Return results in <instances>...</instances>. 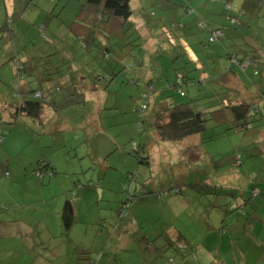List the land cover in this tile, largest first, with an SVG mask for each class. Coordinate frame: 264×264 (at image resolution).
I'll return each mask as SVG.
<instances>
[{"label": "rangeland", "instance_id": "374dc122", "mask_svg": "<svg viewBox=\"0 0 264 264\" xmlns=\"http://www.w3.org/2000/svg\"><path fill=\"white\" fill-rule=\"evenodd\" d=\"M60 1L0 0V27L6 18L25 25L17 29L14 40L19 48L27 46L25 53L41 47L46 53L58 52L56 59L59 56L65 70V61L73 59L72 75L67 70L68 78L49 82L60 90L56 93L57 110L50 112L43 125L30 118L3 125L2 143L8 130L14 131L7 149L0 144V199L4 198L9 208L4 215L17 206L23 218L16 215V222L4 232L0 229V264H264L263 239L241 241L242 235L248 239L250 231L241 227L239 238L231 227L234 219L242 220L238 217L241 212L234 211V196L245 192L253 201L264 202L263 193L254 196L251 191L264 188L260 182L264 179L258 177L248 188L249 176L264 170V154L256 153V163L249 160L253 149L264 147L258 132L264 128L258 130L255 125L247 134L236 132L210 141L194 137L168 145L166 152L159 141L151 143V123L146 119L156 116L154 109L140 115L142 132L137 133L136 124V107L148 90V80H152L156 92L152 87L151 91L158 98V90L168 81L169 104L193 99L197 104L204 102L199 101L196 89L201 83L185 85L184 98L173 89L176 72L185 74L183 67L194 69L185 56L176 55L192 54L197 66L211 71L229 69L227 52L234 49L228 45L230 39L223 36L222 44L208 45V30H202L208 29L201 14L206 3L222 4L225 35L233 26L224 15L237 17L245 11L242 18L251 28L244 31L242 50L255 52L259 48L260 58L257 56L264 61V46H255L257 37L264 42V0H130L132 26L126 39L120 36L126 30L119 29L107 47L96 45L85 39L87 26H79L78 37L88 42L87 49L69 32L79 11L78 5H70L76 0ZM77 3L81 6L83 2ZM248 11L253 15L245 17ZM142 27L144 30H139ZM39 28L44 29L46 40ZM242 32L236 36L242 38ZM199 34H203L202 43L195 45ZM6 40L0 41V55L10 50ZM185 44L188 46L183 47ZM212 57H218L217 64L206 63ZM247 66L245 75L252 78L258 74L253 63ZM200 73L194 70L189 77L198 81ZM245 75L240 72L242 78ZM73 78L83 79L77 90L69 87ZM221 79L228 82L226 76ZM208 86L213 87L210 82ZM206 116L207 137L221 135L230 126H216L210 114ZM139 141L146 147L139 152V159L150 153V166L143 165L133 150V142ZM235 151L245 161L242 169L231 165ZM44 162L54 168L55 175H49L51 168H44ZM249 163L255 168L248 167ZM37 170H44L45 178H36ZM246 171L249 174L245 176ZM181 180L186 185H181ZM78 185L81 188L74 194ZM175 186L181 189L180 194L157 197L162 187ZM126 205L129 216L121 218L119 211ZM57 213L62 216L53 221Z\"/></svg>", "mask_w": 264, "mask_h": 264}, {"label": "trees", "instance_id": "16d2710c", "mask_svg": "<svg viewBox=\"0 0 264 264\" xmlns=\"http://www.w3.org/2000/svg\"><path fill=\"white\" fill-rule=\"evenodd\" d=\"M54 2L55 0H50ZM63 1V0H61ZM60 1V2H61ZM76 0V4H70L74 8L76 5L80 8L79 12L72 21V26L69 28V32L73 37H76L77 40H81L78 36L81 35L78 33L79 26L88 28L87 33L85 34V39L89 42H93L96 45L106 46L112 38H114L119 31H122L125 26L131 21L133 11L131 7L130 0ZM220 1V0H219ZM65 9V8H64ZM63 10V9H62ZM226 16V21L235 28L234 30L240 29L241 22L238 21L235 16L228 17ZM13 20L8 18L5 19L3 25L0 27V41H5L6 37L9 40H6L10 45V50H7L4 54L10 53L7 55L6 63H12L13 65V77L9 80L8 83H3L4 87L10 89L11 97L6 100L4 105L0 106L2 114L0 115V144H2V135L6 132L4 131L3 125H16L21 122L22 118H30L32 120L38 121L40 124H44L45 120L50 115V112L57 110L56 102L57 95L56 93L60 90L59 87L49 85V82L57 81L68 78L67 72H71V66L73 59L68 58L64 65H66L67 70L63 69L62 63L59 61V56L56 59V56L59 53H49L37 56L36 54L40 52L41 49H32V51L27 52L26 45H20V48L14 42L17 35V29L12 27ZM131 23V22H130ZM82 24V25H81ZM234 24V25H233ZM77 25L76 27H73ZM116 28V30H114ZM202 30H208L205 27ZM39 34H42V39L46 40L47 36L45 35L44 29L39 28ZM208 33V45H213L220 43L221 39L224 36L222 28L210 29L206 31ZM82 33V31H81ZM220 33V36L216 39L213 38L214 34ZM242 37L243 34H240ZM102 39H105L102 40ZM83 47H86L88 42L81 40ZM105 42V43H104ZM30 44V41L27 42ZM107 47V46H106ZM24 50V51H22ZM11 51V52H10ZM3 54V55H4ZM107 54V53H106ZM2 55V57H3ZM107 57V56H106ZM3 62V63H5ZM256 64L253 62V59L246 58L243 60H238L236 58H231V65L237 66L241 71L245 70L247 64ZM4 65V64H3ZM185 70L186 68L183 67ZM191 72V71H190ZM189 71L184 72L178 71L175 73V81L173 82V89L178 92L179 97L184 98L186 93L183 90V87L188 83H197V80L189 77ZM255 73H258V70H255ZM72 75V72H71ZM83 79H72V85L70 89L77 90L80 88L78 83H82ZM203 82V81H202ZM148 90L143 92L140 102L136 107V116L138 125V132H142V121H139L141 118L140 115L146 111H151L154 109L157 114L154 117L146 119L147 122L151 123V130L153 136L151 137V143L154 141H159L160 146L167 152L168 145L176 143H182L183 141H188V137L196 136L200 141L207 139L208 141L217 139L220 137H228L231 133L243 132L249 133L255 129V125L259 129H263L264 125V110H260L258 106H253L252 104L240 103L233 106L225 105L224 100L218 101V106L213 111H205L202 105H197V100L190 101H174L169 104L172 96H168L167 90L169 88L168 81L165 84V87L159 92V98L155 97L154 93L151 91V87L156 92L152 80H148L146 85ZM199 92V91H198ZM201 91L199 92L200 96ZM72 95V94H70ZM161 104V105H160ZM167 104V105H166ZM165 107V108H164ZM160 110V111H159ZM206 114H211L214 118L217 117L221 120H228L229 128L224 129V131L217 136L211 138L206 136ZM216 119V118H215ZM22 125V124H21ZM16 126H12V129ZM215 128V127H213ZM12 132L14 130H11ZM8 130V133L11 132ZM7 136V135H6ZM203 137V138H202ZM190 146V145H189ZM191 148L194 147L190 146ZM175 149V147L173 146ZM189 149V148H188ZM133 150L138 158L139 152L146 150L144 144L133 142ZM232 158H234L233 167L239 168L241 165L240 157L241 155L236 151L232 153ZM150 153H147L146 156L141 159L143 165L150 166L149 162ZM147 161V162H146ZM43 161L38 162V166ZM153 165V164H152ZM51 168L52 171L49 175L54 174V168L50 165H46L44 162V168ZM44 170L36 171V178L43 179L45 177ZM184 182V183H183ZM181 185H186L184 180L180 181ZM81 186L78 185L77 188L73 189V193L80 189ZM158 193L157 197H168L171 194H180L181 189L177 186L171 187L169 189H164ZM254 195L258 194V189H253ZM77 196V195H76ZM234 195H232L233 198ZM143 197H140L142 199ZM237 196H234V200H237ZM131 200L130 196L128 197ZM233 204L235 202H232ZM3 205L2 209H7ZM129 206L126 205L119 211L121 218H128L129 214L127 212ZM235 208V207H234ZM17 209V206H15ZM234 211H241V208L236 206ZM87 235V232L83 233ZM143 238V237H142ZM243 239V238H242ZM144 240L147 238L144 237ZM98 257V256H97ZM92 262V261H91ZM93 264V263H92Z\"/></svg>", "mask_w": 264, "mask_h": 264}, {"label": "crops", "instance_id": "0c3cea01", "mask_svg": "<svg viewBox=\"0 0 264 264\" xmlns=\"http://www.w3.org/2000/svg\"><path fill=\"white\" fill-rule=\"evenodd\" d=\"M214 1H219V0H214ZM221 5L222 4L220 2L206 3L205 5L202 6V13L201 14H203L205 20H207L206 25L208 26V30L216 29V28H222L226 33L227 28H225L224 23L222 24L221 8H220ZM29 7L30 6L28 5V8ZM79 10H80V8H79ZM192 12L193 11L191 10L190 14H192ZM244 12L237 15V17L235 16V18H237L238 21L241 22L242 26L240 27V29L234 30L235 28L231 27V29H228V32H227L228 35L224 34L223 39H225V36L227 39H230L229 41H231L233 39V41H231V42L228 41V45L230 47L232 46L234 48L233 50H231L228 47L229 52H227L228 56L226 57V59L228 61H230L231 58H236L238 60H239V58H241V59L242 58L253 59V62H256V64H254L255 70L259 69L258 74L256 76H253L254 78L253 77L251 78V77L245 75L244 72L246 70L241 71L240 69L237 68V66L230 65L229 69H227L226 71H224V73H222L221 72L222 69H220V68L219 69L215 68L214 70L211 71L206 66H203V65L197 66V64H195V62H197V59L195 56H192V54H190L188 56L186 54L176 55V58H178L180 56H182V57L185 56L188 59V62L190 64H193L194 69L191 70L192 66H189V67L187 66L188 68L185 67L186 68L185 72L186 71L193 72L194 70H197V69L201 71V73L199 74L200 78H198V82H200L201 85H199L196 89H197V92L201 91L200 96L198 95V98H199V101H201V99H203L204 102L199 103V105H202L203 108L205 109V111L215 110V108H217V106H218V101H220V100H224L225 105H229V106H233V105L240 104V103H247V104H252L253 106H258L260 110H264V61H261L259 59L260 53L257 52V50H259V48H257V49L255 48V50H254L255 52H249L247 50H242V46L244 45V43H246L245 42L246 37L238 38L236 36V34L239 33V31L242 30L243 32L240 34H244L245 30H248L251 28V25H249V23L246 22L248 20H246V19L244 20L242 18V15ZM235 13L238 14V11H236ZM252 15H253V13L251 11H248V13H246L245 17H249ZM228 25H230V24H228ZM23 26H25V25L22 22H20V24H18V22L17 23L13 22V25H12V27L14 29L23 28ZM131 26L132 25L130 23H128L125 26V28L123 29V31L126 30V32H124V34L123 33L120 34V36L123 35V37H122L123 39L124 38L126 39V34L130 30ZM26 27H28V26L26 25ZM148 28H149V26L146 27V29H148ZM183 29H185V27ZM135 30L137 31V29H135ZM139 30H144V27L139 28ZM262 31H263L262 34H264V28L262 29ZM204 33H206V32H204ZM148 37H149V35H148ZM196 37L198 38L197 39L198 42L194 40V42H195L194 44L198 45V44L202 43L203 34H199ZM257 40L258 41L256 42V45L255 44H253V45H255L257 47L264 46V42H262V43L260 42V40L263 41L262 37H257ZM216 44H218V43H216ZM216 44H213V45H216ZM219 44H222V41ZM259 44H262V45H259ZM202 45H203V47L205 46V44H202ZM185 46H188V45L187 44L183 45V47H185ZM175 48H178V47H175ZM51 49L53 50L54 48L52 47ZM49 53H53V52L47 51V54H49ZM257 53H258L259 58L257 56ZM8 54L10 55V53H8ZM44 54H46V52L41 47L40 52L37 53L36 55L40 56V55H44ZM7 55L4 54L3 57H2V55H0V106L4 105L6 100L11 97L10 89L8 87H4L2 85L3 83H8L9 80H11V78L13 77V65H12V63H6L5 62V60L7 59L6 58ZM3 62H5V63H3ZM206 63L217 64L218 63V57L209 58L206 60ZM260 66H262V68H260ZM225 68H227V67H225ZM210 72H213V73L211 74ZM240 72L245 75V78H242L240 76ZM223 76H226L228 78V82H222L223 80L221 78ZM201 78L203 80L200 81ZM208 82H210L213 85V87L210 88L208 86ZM86 84L87 83H83V85H85V86H86ZM215 87H216V91H215ZM209 88L212 90H210ZM187 94H188V90H187ZM5 105H4V107H5ZM209 117L212 119L213 123L216 126H224V125H227L229 122V119L228 120H226V119L221 120V119H218L217 117H215L216 118L215 119L211 114ZM205 119L207 120L208 117L205 116ZM263 128H264V125H263ZM258 132L262 136V139L264 142V131L260 130ZM9 136H11V132L8 134V137L5 140V142H4L5 144L2 143V148L3 147L6 149L8 148V143L11 142V140H12V138H10ZM194 137H196V136H191V137H188L187 139L189 140V139L194 138ZM254 144H256V143H254ZM249 146L250 145H248L247 147H249ZM29 147H31V146H29ZM29 147H26L25 149H27ZM25 149L22 151L23 154H25V151H26ZM257 152L260 154H264V147L259 148V149L255 148V149H253V151L250 152V154H251V156L249 157L250 162H252V161H254L255 163L257 162L254 160V157H255ZM28 157L29 156H26V158H28ZM256 158H258V160L259 159L261 160V158H259V157H256ZM240 160L242 162L240 165V167L242 169V167L245 164V161L242 159V157H240ZM233 161H234V158H232V162H231L232 164H233ZM29 162L31 163V161H29ZM254 166H255V164L249 163L248 167H252V169H253V168H255ZM24 167H26V166H24ZM248 174H249L248 171H246L245 176ZM263 175H264V170L262 171L260 169L258 171V173L253 175L251 178L249 176L248 180L250 182L248 184V188H251L253 183H257L256 181L258 180V177L261 178V180L264 179ZM260 182H264V180H262ZM51 185H52L51 182H49L48 186L51 187ZM253 189L254 188H251V191ZM261 193L264 194V188L260 186L258 194L254 195V196L261 195ZM263 198H264V195H263ZM0 202H2L0 204V229H3L2 232H4L5 229H8L10 227V225H9L10 223H12V222L14 223L17 221L16 215L19 216V219H22L23 215L20 214V210H18L19 208L15 209V207L13 208V210H14L13 212H10L9 214L4 215L5 214L4 212L8 211L9 208H8V205L5 206L7 209L1 208V206L4 205L3 202H5L4 198L0 199ZM10 202H11V200H10ZM234 202L235 203L233 206L235 208H236V206H237V208L238 207L241 208V211H236V213L241 212V215H239L238 217L242 218V220H240L239 218H236L233 221H231V223L233 225V226H231L232 230L237 232L239 238H240L239 234L241 233V230H240L241 227L245 231H250V233H246L243 230L248 235V239H246L242 235L241 241L256 242V241H258V239H263L262 240V244H263L262 247L264 248V202L261 203L259 201L258 202L253 201V199H251L250 195L245 196V192H241L240 195L238 196L237 200H235ZM11 204H12V202H11ZM50 204H51V202L49 204H46L45 206H49ZM260 210H262L261 214H259ZM1 213H3V214H1ZM26 216H28V215H26ZM61 216L62 215L60 213H57L55 215V217H52L51 219L53 221H55V219L59 220V218ZM63 220H65V218ZM58 223H60V222H58ZM2 232H0V233H2ZM259 233H262V236H258Z\"/></svg>", "mask_w": 264, "mask_h": 264}, {"label": "built area", "instance_id": "2783aa9c", "mask_svg": "<svg viewBox=\"0 0 264 264\" xmlns=\"http://www.w3.org/2000/svg\"><path fill=\"white\" fill-rule=\"evenodd\" d=\"M219 36H220V33H216V34H214L213 38L216 39V38H218Z\"/></svg>", "mask_w": 264, "mask_h": 264}]
</instances>
